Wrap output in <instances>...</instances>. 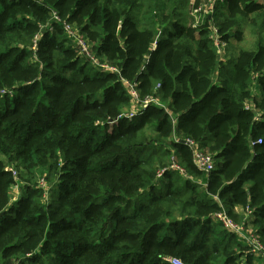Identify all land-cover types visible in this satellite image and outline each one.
Segmentation results:
<instances>
[{
	"label": "trees",
	"instance_id": "1",
	"mask_svg": "<svg viewBox=\"0 0 264 264\" xmlns=\"http://www.w3.org/2000/svg\"><path fill=\"white\" fill-rule=\"evenodd\" d=\"M160 1L0 0V264H253L212 215L264 243V4L211 0L187 23V0L158 16ZM251 15L256 50L221 60L212 29L226 47ZM63 22L120 75L83 58ZM145 96L165 107L122 116ZM185 138L212 155L207 175Z\"/></svg>",
	"mask_w": 264,
	"mask_h": 264
},
{
	"label": "built area",
	"instance_id": "2",
	"mask_svg": "<svg viewBox=\"0 0 264 264\" xmlns=\"http://www.w3.org/2000/svg\"><path fill=\"white\" fill-rule=\"evenodd\" d=\"M211 8V4H209V9ZM196 11H205L203 9V5H200ZM57 20H59L57 18ZM63 29L66 35L72 39L76 49L79 51L81 56L87 60H89L92 65L101 72H113L115 74L120 75L118 67L111 65L105 60H101L95 56L93 50H91V46L86 38H84L81 34H79L78 30L72 26L70 23L63 22ZM159 34V33H158ZM158 34L156 37H158ZM211 35L216 40V47L218 48L220 44L217 39V32L215 29H212ZM37 38V37H36ZM154 44L152 45L153 48ZM119 79L123 82V84L127 88V92L130 94L132 99H139V93L136 88V83L129 82L124 80L119 76ZM159 85H156V89ZM156 105L159 107H165V105L155 96H145L139 103V106H135L134 109L126 111L122 114V116L131 119L133 118L138 111L144 109L147 105ZM116 121V120H115ZM180 141L185 143L191 150L192 161L195 167L204 172L206 175L213 170L214 168V160L210 153L200 149L196 142L193 139L185 138V139H175V142ZM258 142H261L260 139ZM174 170H178L181 174H184V170L175 162H173L170 166ZM163 173V170L160 171L157 176L160 177ZM41 187L45 186L44 181L39 183ZM212 219L216 222H219L223 229L227 232L234 234L237 238L249 247V251L253 254L255 258H259L264 263V243L260 240L257 234H254L252 229L245 225L242 222L234 221L225 210H221L213 213ZM171 264H184L177 258L169 259Z\"/></svg>",
	"mask_w": 264,
	"mask_h": 264
},
{
	"label": "rangeland",
	"instance_id": "3",
	"mask_svg": "<svg viewBox=\"0 0 264 264\" xmlns=\"http://www.w3.org/2000/svg\"><path fill=\"white\" fill-rule=\"evenodd\" d=\"M167 1L168 0H161L160 1L162 11H159V14L157 13L158 16L161 15L162 13H166V12H169V14H170L171 6L168 5V3H170V2H167ZM187 1H188V3L185 6L186 9L181 10V12L179 11L180 13H182L181 18L187 23H189L192 20H195L196 22L201 21V19L204 17V15L206 13L212 12V10H211L212 8L209 9V4H211V0L208 2H207V0H200V2H198L199 6L203 5V9L205 11H195V9L193 8L195 0H187ZM256 1H258V0H256ZM166 4H167V7H166ZM137 12H138L137 13L138 17L140 18L141 10H138ZM252 16L253 15L249 16L247 18V20H245V21L243 20L244 23H242V20H240L239 25L235 29H231L229 31V34L232 37L235 30L238 29L241 33L239 41L234 40L236 38L233 37L229 40V45H227L226 47H224L222 45L218 46L217 49H218L219 57L221 60L222 59L233 60V58L236 56V53L239 49L256 50V48H257L256 35L257 34L255 33L256 31H254L255 28L251 25V17ZM161 30H162V28H161ZM232 64H233L232 62H229V63H226L225 65H223V75L225 78L231 76V74H232L231 69L233 66ZM216 77H218V75H216ZM147 134L150 135V129L149 128L147 129ZM17 173H18V171H17ZM42 181L43 180L40 178V175H39L37 177L38 184L41 183ZM158 186H160V185H158ZM12 195H13V198L17 197V195H18V184L14 185L12 187ZM147 200H148V196H145L144 201H147Z\"/></svg>",
	"mask_w": 264,
	"mask_h": 264
},
{
	"label": "crops",
	"instance_id": "4",
	"mask_svg": "<svg viewBox=\"0 0 264 264\" xmlns=\"http://www.w3.org/2000/svg\"><path fill=\"white\" fill-rule=\"evenodd\" d=\"M258 2L264 4V1H263V0H258ZM255 93H257V89H256ZM253 264H264V263H263V261H262L261 259H259V258H254Z\"/></svg>",
	"mask_w": 264,
	"mask_h": 264
}]
</instances>
